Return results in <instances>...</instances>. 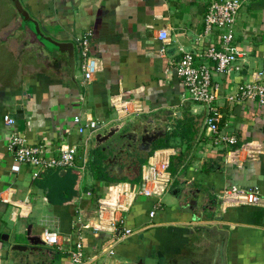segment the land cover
<instances>
[{
	"label": "crops",
	"instance_id": "0c3cea01",
	"mask_svg": "<svg viewBox=\"0 0 264 264\" xmlns=\"http://www.w3.org/2000/svg\"><path fill=\"white\" fill-rule=\"evenodd\" d=\"M19 1L43 34L73 45L74 63L71 74L63 55L54 58L40 50L27 24L17 20L12 2L0 0V197L7 195L14 201L27 196L29 203L27 216L13 221L12 206L0 200V264H72L65 252L52 249V256H23L9 246L25 243L28 225L30 234L39 236L40 231L33 233L31 223L27 224L34 208L50 212L41 217L40 230L49 226L72 239L78 219L89 225L96 222V198L107 186L117 181L138 184L151 151L163 147L175 151L169 156L168 188L158 199H134L122 224L131 232L124 236L120 232L119 238L106 244L112 255L99 251L107 241L103 231L82 229L83 252L91 263L264 264V106L225 98L262 65L264 0L243 1L233 24L234 43L242 56L227 74L211 75L217 84L219 128L234 134L237 144L255 141L260 146L257 158L239 164L225 161L223 152L208 146L202 122L204 106L187 98L175 75L166 79L162 73L167 62L182 51L192 52L195 63L210 65L197 56L218 38L217 29L201 35L210 0ZM160 28L168 34L163 42L156 38ZM86 30L91 31L89 48L99 64L89 82L82 80L76 43ZM161 45L160 56L156 49ZM113 95L135 100L141 112L116 120L109 106ZM165 112L178 114L167 117L164 133L151 141L148 152L137 147L141 142L138 135L126 144L123 136L137 121L150 124V117ZM3 115L14 123L5 124ZM74 116L82 124L93 120L99 128L79 133ZM130 119L131 123L115 133V148L101 149L106 142L93 147L96 132ZM12 130L29 144L45 141L51 153L61 144L73 146L74 166L40 170L35 178L31 177L34 168L29 166L10 172L12 152L6 144ZM53 172L60 180L70 178V184L54 188L42 182L44 174ZM229 185L257 188L261 203L221 209L216 195ZM6 220L21 221L23 239L3 243ZM211 227L225 231L224 238L210 232ZM71 246L67 240L64 250Z\"/></svg>",
	"mask_w": 264,
	"mask_h": 264
},
{
	"label": "built area",
	"instance_id": "2783aa9c",
	"mask_svg": "<svg viewBox=\"0 0 264 264\" xmlns=\"http://www.w3.org/2000/svg\"><path fill=\"white\" fill-rule=\"evenodd\" d=\"M244 0H210L203 15L202 36L209 35L217 29L218 38L216 44L211 43L197 54L202 59L210 61V65L204 62L195 63L194 54L189 51H182L180 55L167 62L163 69V77L170 79L175 75L181 82L187 98L204 106L205 114L202 119L204 128L209 136L208 146L223 152L225 161L239 164L243 160L257 158L260 153V146L255 141H248L237 144L234 134L223 132L219 128L220 112L215 104L217 97V84L212 81V72L216 74H227L230 72L236 61L242 56V52L234 43L233 24L236 14ZM91 31L86 30L77 39L79 53V67L83 82H89L99 70V64L89 48ZM167 31L160 28L156 32L159 41L167 40ZM158 55H163L162 45L156 49ZM226 100L235 103L255 102L257 106H264V55L262 65L253 76L237 84L233 93L226 95ZM109 106L118 121L125 117L141 112L140 106L133 99L122 98L120 95H113L109 99ZM3 122L12 125L14 120L8 115H3ZM73 123L77 125V131L83 133L95 132L99 123L88 120L80 123L78 116L73 117ZM7 149L12 152V162L9 166L10 172H17L20 166L34 168L32 178L40 170L71 168L75 164V149L66 144L60 145L56 152L51 153L45 141L29 144L26 139L17 131L12 130L9 134ZM204 147V146H200ZM203 149V148H201ZM48 153V154H47ZM175 154L171 147L156 148L151 151L145 164L141 167L139 183L133 185L126 181L110 183L105 192L96 198L95 219L93 225L77 220L76 231L73 238L61 235L49 226H43L39 233V239L47 248L58 252H65L72 264H104L101 261L91 263L92 259L85 256L83 252L82 229L90 227L94 232H104L107 240L116 239L114 232L121 228L122 236L131 232L129 228L122 227L123 214L130 208L134 199L138 196L159 198L166 191L170 184L168 172L169 156ZM221 209L237 205H259L261 195L255 187H240L229 185L223 188L216 195ZM2 202L12 206L11 219L25 217L29 213L27 196L10 200L7 195L0 197ZM153 215V210L148 212ZM72 246L64 250L66 241ZM107 255H112L113 250L103 246L100 250Z\"/></svg>",
	"mask_w": 264,
	"mask_h": 264
},
{
	"label": "water",
	"instance_id": "95a60500",
	"mask_svg": "<svg viewBox=\"0 0 264 264\" xmlns=\"http://www.w3.org/2000/svg\"><path fill=\"white\" fill-rule=\"evenodd\" d=\"M10 1L12 2L14 10L17 14V20H19V22H25L27 24L28 31L34 37L37 45L40 47V50H42L44 53H47L53 56L54 58H58L60 55H63V57L66 58L65 65L68 66L70 73L72 74L73 63H74L73 53H72L73 45L70 42L56 41L53 38L43 34L40 31L36 20H34L31 16L28 15L27 11L23 9V7L21 6L20 1L19 0H10ZM177 114L178 112H165L157 117H153V118L150 117L149 118L150 124L148 125L147 128H145L146 123L142 122V120L137 121L135 125L136 135L139 136L141 142L144 140L145 136L147 137V140H146L147 148L145 152L149 151L151 141L154 140L156 136H160L162 133H164L165 131L164 125L167 122V117L175 116ZM131 120L132 119L128 120L127 122H119L118 124H114L113 126L108 127L103 132H96L93 135V139H94L93 147L106 142V144L101 149L115 148L117 144L116 139H115L117 138V135H115V133L120 128L121 129L124 128L126 124L131 123ZM132 130H133V127H131L130 131ZM127 133L128 132H126L125 134ZM61 172H63V170L60 171L59 174ZM29 228H30V225H28L26 228L25 243L24 244L13 243L9 246V249L12 252L20 253L23 256H28L29 254H33V253L34 255H37V256L39 255L44 256L47 254H50L52 256L54 252L48 248L43 247L42 246L43 243L39 239V236L36 234L34 235L30 234ZM209 230L210 232L221 234L224 238L225 231L216 230L215 227H211ZM120 231H121V228L118 227L116 231L114 232V235L115 236L119 235ZM6 238H7L6 234H3L1 236V239L3 240H7ZM112 240L113 239L107 240L104 246L112 242Z\"/></svg>",
	"mask_w": 264,
	"mask_h": 264
},
{
	"label": "rangeland",
	"instance_id": "374dc122",
	"mask_svg": "<svg viewBox=\"0 0 264 264\" xmlns=\"http://www.w3.org/2000/svg\"><path fill=\"white\" fill-rule=\"evenodd\" d=\"M42 182H48L51 184V187H59V186H68L70 184V178L65 177L64 179L60 180L57 178L56 173H48L44 174L42 178ZM48 215L50 212H48L46 209L44 211L42 210H36L35 208L32 210L31 216L27 218V224L31 223L32 225V232L33 233H39L40 227L42 226V223H40V219L43 215ZM6 231L2 234H8L9 238L7 240H4L3 243L5 245H9L12 243V241L17 239H23L24 238V232L22 231V223L18 220L14 223L6 220ZM40 226V227H39ZM13 244V243H12ZM44 247V245H42ZM52 250V249H51ZM34 254V253H33Z\"/></svg>",
	"mask_w": 264,
	"mask_h": 264
},
{
	"label": "flooded vegetation",
	"instance_id": "af4514ba",
	"mask_svg": "<svg viewBox=\"0 0 264 264\" xmlns=\"http://www.w3.org/2000/svg\"><path fill=\"white\" fill-rule=\"evenodd\" d=\"M146 126H145V128H147L148 127V122H146V124H145ZM136 130H135V125L133 126V130L132 131H130L129 133H127V134H125L124 136H123V138H125V139H127V141H125L126 142V144L129 146L130 145V143H131V139H133V137L135 138V136H137L136 135V132H135ZM146 140H147V137L145 136L144 137V140L142 141V142H140L138 145H137V147H143V149H146L147 148V144H146Z\"/></svg>",
	"mask_w": 264,
	"mask_h": 264
},
{
	"label": "trees",
	"instance_id": "16d2710c",
	"mask_svg": "<svg viewBox=\"0 0 264 264\" xmlns=\"http://www.w3.org/2000/svg\"><path fill=\"white\" fill-rule=\"evenodd\" d=\"M99 177H101V176H99ZM99 177H98V178H99Z\"/></svg>",
	"mask_w": 264,
	"mask_h": 264
}]
</instances>
